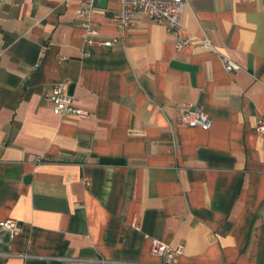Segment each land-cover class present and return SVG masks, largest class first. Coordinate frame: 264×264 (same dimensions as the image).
Here are the masks:
<instances>
[{"label": "crops", "instance_id": "crops-1", "mask_svg": "<svg viewBox=\"0 0 264 264\" xmlns=\"http://www.w3.org/2000/svg\"><path fill=\"white\" fill-rule=\"evenodd\" d=\"M80 1L0 0V264H161L151 240L170 264H264V0H185L178 50L110 0L85 35ZM54 82L87 117L51 113Z\"/></svg>", "mask_w": 264, "mask_h": 264}, {"label": "built area", "instance_id": "built-area-1", "mask_svg": "<svg viewBox=\"0 0 264 264\" xmlns=\"http://www.w3.org/2000/svg\"><path fill=\"white\" fill-rule=\"evenodd\" d=\"M119 6V15L116 22V28L123 30L133 27L138 23L137 15L145 16L156 23H161L166 30L175 37V49L178 50L191 44L192 39L182 36L180 16L185 0H110ZM94 6V0H81L78 3L74 14L78 20L79 27L85 35L94 34L92 29V19L90 12ZM87 43L92 42L86 40ZM106 42L105 44H109ZM200 46L211 49L206 39L200 41ZM219 61L225 73L230 74L240 70L239 66L230 62L227 58L220 55ZM50 111L54 116H74L76 118H85L88 112L75 105L73 98L64 94V83L54 82L46 97ZM178 122L186 127H195L200 130H208L210 121L206 114L199 108L189 107L178 112ZM257 134L264 135V120L256 124ZM2 228L11 233L20 231V224L15 220H4ZM149 252L153 256L161 258V264H170V261L180 254V249H173L168 245L151 240Z\"/></svg>", "mask_w": 264, "mask_h": 264}, {"label": "water", "instance_id": "water-1", "mask_svg": "<svg viewBox=\"0 0 264 264\" xmlns=\"http://www.w3.org/2000/svg\"><path fill=\"white\" fill-rule=\"evenodd\" d=\"M107 0H94V5H97L99 8H104Z\"/></svg>", "mask_w": 264, "mask_h": 264}]
</instances>
